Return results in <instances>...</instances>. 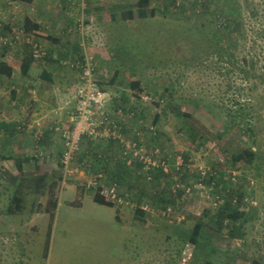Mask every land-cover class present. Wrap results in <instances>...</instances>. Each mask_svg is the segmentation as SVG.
<instances>
[{
  "label": "rangeland",
  "instance_id": "obj_1",
  "mask_svg": "<svg viewBox=\"0 0 264 264\" xmlns=\"http://www.w3.org/2000/svg\"><path fill=\"white\" fill-rule=\"evenodd\" d=\"M137 1L0 0V61L18 63L11 76L0 74V122L17 125L12 135L0 129V153L14 156L0 161V264H204L207 260L264 264V169L256 177L253 167L243 161L233 163L232 154L244 138L234 132L215 138L223 126V113L213 115L196 104L199 97L207 101L215 93L233 100L237 87L242 86L236 84L229 92L216 88L221 77L214 78V70H204L213 57L197 56L194 49L180 51L179 31L192 24L190 19L180 20L177 6L185 0H152L148 9L156 8V16H137L125 22L123 10ZM238 1L245 22L259 28L264 23V0ZM184 7L190 14V5ZM253 9L256 18L251 16ZM27 17L40 26L45 37L25 29ZM70 42L80 45L77 55L82 51L93 57L96 73L104 82L101 88L107 92V110H116V100L123 95L132 99L129 107H134L136 116L126 119L121 134L136 136L139 147L138 155L134 150L126 157L124 141L84 135L70 167L73 172L67 175L61 162L63 132L76 120L80 70L68 64L77 60ZM133 42L143 43L139 46L142 52L134 58L145 68L139 65L136 73H130L125 67L109 82L118 62L126 59L122 53L133 55ZM94 46L100 48L96 51ZM118 49L121 56L116 58ZM35 50L39 57L34 56ZM31 55L25 74L19 63ZM197 60L207 63L199 67ZM43 69L51 74L50 80L40 75ZM135 79L141 82V90L131 86ZM12 90L18 94L13 96ZM262 90L264 85L253 94ZM171 93L190 116L180 118L167 108ZM244 100L245 96L240 98ZM190 126L202 137L192 139L187 133ZM258 131L264 143V113ZM23 157L31 160L20 171L16 163ZM178 157L184 161L179 170ZM161 161L166 164L162 166ZM100 173L103 176L97 184L101 189L118 179L114 177L118 173L123 176L118 179V192L128 202L108 206L93 200L99 187L92 179ZM37 175H46L48 180L44 194L32 182ZM241 182L247 194L241 207L248 211L249 222L241 224L239 236L231 237L228 222L221 229L213 216ZM15 187L21 190L17 193L22 197L21 209H15L12 201ZM50 189L58 201L53 220L46 209ZM231 201L239 205L236 196ZM198 221L208 228L200 244L194 245L187 235Z\"/></svg>",
  "mask_w": 264,
  "mask_h": 264
},
{
  "label": "trees",
  "instance_id": "obj_2",
  "mask_svg": "<svg viewBox=\"0 0 264 264\" xmlns=\"http://www.w3.org/2000/svg\"><path fill=\"white\" fill-rule=\"evenodd\" d=\"M12 1L31 3L34 0H8V2ZM151 1L152 0H138L135 6H131L132 8L124 9L123 20L127 22L126 19L132 20L137 16L140 18L156 16V8H152L151 10L148 9ZM172 1L177 2V0ZM185 1H187V3H185ZM185 1L179 3L177 6V8H180L181 10L180 15L182 17L180 20H183V23H186L185 20L190 19L192 24H185L186 28L179 31L180 34L178 35L177 46L180 51L186 52L188 49H190L189 51L194 49L196 53L198 52L197 56L206 55V58H208V56L213 57L214 61L209 65H205L204 70H206V68L214 70V78H216V76L221 77L220 83L214 85L216 88L224 87V90L229 92L236 88V84L243 87H237V93L233 100L230 97H225L227 96L225 94L222 97H219V95L215 93L212 95V99L207 98V101L204 97H199L196 104L204 105V107L210 113H213V115L218 116L217 112L223 113L224 116L221 117L223 126L214 133V137L222 138L227 134L231 135L233 132L234 134L238 133V135L242 136L244 139L241 140L242 144L236 147L233 152L232 161L235 164L243 161L245 164H248V166L256 169V177H259L260 172L264 169V143L259 141L260 131H258V128L260 127V119L264 113V90L256 95L253 93L257 91L261 85H264V23H261V26L257 29L251 27L250 23H246L242 15L243 6L240 1L237 2V0H225L221 4L219 3V0ZM186 4L190 5V14L187 13V8L185 9L184 7ZM251 16L255 18L258 17L257 12H255L254 9L251 12ZM194 17H200L204 21L200 22L199 19L193 20ZM24 22L27 31H33L37 33L39 37H45L40 30V26L34 23L31 18L27 17ZM52 39L54 40L55 38L53 37ZM141 44L143 43L133 42L131 46L133 55L122 53L126 56V59L123 60L121 58L122 60L118 62L115 74L109 82L113 83L117 79L120 70L125 67H127V70L129 69L131 71L130 73H136V69L139 65H141V69L145 68L143 62L134 58L135 56L140 55L139 52H142L139 47ZM79 46H76V52L80 50ZM148 50L154 52L152 49ZM120 53L121 49H118L117 52L115 51V57L119 58L121 56ZM32 55L25 61H22V63H19L22 65V70L25 74L28 73V70L30 69ZM84 55L85 54H82V59L84 58ZM197 63L199 64V67H202L207 63V60H197ZM16 64L18 63L0 61V74L11 76L14 65ZM152 66H154V64ZM43 73V76L49 80L51 79V75L46 71ZM96 76L101 87L104 82L100 81L98 73H96ZM131 86L135 89H142L141 82L138 79L131 81ZM103 91L105 90L103 89ZM249 91L252 95L248 97V93L246 92ZM12 94L15 96L17 92L12 90ZM170 96L167 108L180 118L190 116V113L182 111V108L179 106L181 104L178 100L179 98H176L173 93H171ZM243 96H245V100L240 101V98ZM161 102H163V100H161ZM116 103V110H107V112L110 117L119 120L122 124V130L124 125L125 127L127 126V118L130 120L135 118L136 110L134 107H129L132 105V99L127 95H123L120 101L116 100ZM158 104L160 103L158 102ZM122 113L124 114L123 117ZM158 117L159 115L156 114L155 118L157 119ZM1 128H5V131L12 135L17 130V125L13 121H2L0 122V129ZM187 133H189V136L194 140L202 137L199 131L192 126L187 129ZM127 137L138 141L136 136L135 138L133 135ZM250 140L251 144H249ZM12 158H14L13 153H9L8 155L0 153V161ZM30 160L31 157H23V159L17 160V168L20 171H24L23 163L29 162ZM114 177H117L119 180L123 178L119 173ZM31 179L32 178L30 177L28 180ZM33 181L35 182L36 187L41 190V193L44 194V185L48 181L46 175H37L33 178L32 182ZM219 181L220 180L217 182L219 183ZM49 185H54V182L49 183ZM244 186L245 184L241 182L238 190L227 194L226 202L219 207L216 216H213V219L221 229L224 227L225 222H228L231 237L239 236V230L243 223L246 224V222H249L248 211H245V209L243 210L241 207L242 203H244V201L246 202L247 199L246 190H243ZM100 190L101 188L99 187V190L94 193L93 200L99 204L114 206L115 203L109 200L106 195H103ZM12 192L14 193L12 201L15 202V209H21L23 206L22 197L17 194L21 192L20 187H15ZM53 194L54 191L50 189V195L46 206L51 220L54 219L55 210L58 206V201L57 199H53ZM235 196L237 197L236 202H239V205H234L231 201V198ZM9 210L10 212H13L12 207H10ZM142 211L143 210H138L139 213H143ZM208 214L209 212L205 210L204 215ZM207 228L208 225L203 221L196 222L193 229L188 233L187 239L194 245L200 244L201 236L203 237ZM204 264L218 263L213 260H207Z\"/></svg>",
  "mask_w": 264,
  "mask_h": 264
},
{
  "label": "built area",
  "instance_id": "obj_3",
  "mask_svg": "<svg viewBox=\"0 0 264 264\" xmlns=\"http://www.w3.org/2000/svg\"><path fill=\"white\" fill-rule=\"evenodd\" d=\"M34 56L39 57L40 54L38 50L34 51ZM80 59L74 63H68L72 68L79 69V85L77 87V97H76V117L73 127L66 129L63 132L65 139V147L62 151L61 162L64 167L65 174L69 175L73 172V169H70L72 166L73 159L75 155L79 152L80 140L81 137L85 134H92L95 137L97 136H113L117 140L124 141L127 147L125 152L126 157H129L131 152H134L135 155H138L136 150L139 147V142L135 140L128 139L121 134L122 124L117 119H113L109 116L107 112V92L101 89L99 80L96 76V65L91 59L93 57L87 56L85 53L84 58L82 59V52L80 54ZM82 59V61H81ZM122 113V117H123ZM152 130L154 126L150 127ZM129 149H131L129 151ZM155 153L159 154L160 149L156 148ZM141 158H144L142 156ZM145 162L151 163L149 157L145 158ZM162 166L166 164L165 161H161ZM177 169L179 170L181 166H184V161L178 157ZM103 176L102 173L96 174L92 179V184L98 186L97 181L101 180ZM99 187V186H98ZM119 182L114 179V181L101 189L100 192L103 195H106L114 203H126L128 202L127 198L123 197L118 192ZM236 202V201H235ZM170 210V208H169Z\"/></svg>",
  "mask_w": 264,
  "mask_h": 264
},
{
  "label": "crops",
  "instance_id": "obj_4",
  "mask_svg": "<svg viewBox=\"0 0 264 264\" xmlns=\"http://www.w3.org/2000/svg\"><path fill=\"white\" fill-rule=\"evenodd\" d=\"M54 41H57V42L59 41V42H60V39L55 38ZM70 43L73 45V47H72V49H71V53H73V54L76 53V55H75L76 58L80 57V54L77 55L80 51H78V52H76V51H75V52H72L74 49L77 48V47H76L77 45L79 46V44H77L76 42H74V43L70 42ZM62 44H64V46H66V44H67V43H65L64 38H63V43H62ZM79 47H80V46H79ZM94 47L96 48V51H97V49L100 48V47L98 48L97 46H94ZM96 51H95V50H94V51H91V52L93 53L94 56H95V54L97 53ZM75 56H74V57H75ZM5 62H6V61H5ZM45 71L48 73L47 70L43 69V71H42V73H40V75L43 76V75H44L43 72H45ZM48 74L51 75L50 73H48ZM51 77H52V76H51ZM43 78H46V77L43 76ZM17 94H18V93H17ZM10 188H12V187H10ZM10 188H8V189H10ZM16 188H17V187H16Z\"/></svg>",
  "mask_w": 264,
  "mask_h": 264
}]
</instances>
